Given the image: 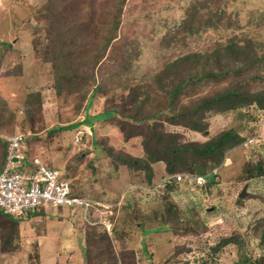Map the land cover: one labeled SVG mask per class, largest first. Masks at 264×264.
Here are the masks:
<instances>
[{
	"label": "rangeland",
	"instance_id": "1",
	"mask_svg": "<svg viewBox=\"0 0 264 264\" xmlns=\"http://www.w3.org/2000/svg\"><path fill=\"white\" fill-rule=\"evenodd\" d=\"M113 19L120 25L110 33ZM178 59L183 62L172 74L179 67L188 75H220L216 83L202 85L196 97L228 87L264 91V0H0V139L5 142L0 144V168L6 138L16 133L26 136L29 158L55 167L62 152L54 146L61 149L71 134L73 170L80 178L88 176L86 180L96 176L97 156L91 154L98 147L109 156L111 168L119 154H126L133 157L127 160L141 161V168L148 164L154 171L145 152L157 150L155 128L182 134L180 143H205L229 130L245 139L225 155L221 166H203L207 177L181 173L174 178L178 184L172 180L171 189L157 193L151 190L156 183L134 186L119 210L111 211L110 204L109 218L116 221L111 232L93 221L80 225L86 234L82 246L72 227L59 230L54 221L62 234L57 251L42 255L34 247L38 239L20 238L18 223L19 237L15 234L5 245L7 251L0 250V264H257L264 258V175L251 178L246 173L247 164L264 167V110L252 104L208 113L203 119L206 132L168 123L180 114L154 90L172 75L167 64ZM246 63L252 65L241 72ZM258 69L262 78L253 79ZM193 98H185L186 105ZM165 107L158 119L164 127L158 121L156 126L125 119L159 114ZM113 108L120 114L108 123L92 119L93 136L89 134L86 117ZM65 127L70 128L59 130ZM92 189L89 193L97 197L98 187ZM71 209L82 213L78 205L43 211L65 210L69 215ZM76 214L81 224V214ZM39 224L32 221L30 228Z\"/></svg>",
	"mask_w": 264,
	"mask_h": 264
},
{
	"label": "trees",
	"instance_id": "2",
	"mask_svg": "<svg viewBox=\"0 0 264 264\" xmlns=\"http://www.w3.org/2000/svg\"><path fill=\"white\" fill-rule=\"evenodd\" d=\"M120 25L119 19H113V22L110 26V33L117 32ZM112 38L110 37V40ZM192 56L188 54L186 58ZM185 58V59H186ZM182 59H178L174 62L168 63L166 70L168 68V73L172 74L171 71L176 69V67L182 63ZM252 64L248 65L247 63L241 67L240 71L245 72ZM179 72L176 74H172L166 76V78L161 82L159 85V90H154L156 93H160L164 97H166V101H170L172 105H175L177 108V114H180V117L173 118L172 120H168V123L172 125H183L185 127L191 128L198 132H206L208 129V124H204V118L206 114L211 112L216 113H225L230 110H235L238 108H246L249 105L257 104L259 106V111L264 110V91L262 92H252L247 91L246 93L242 92L240 89H233V88H226L221 91H215L212 94H208L205 96H198L196 94L199 93L200 88L204 85L207 81L210 84L216 83L219 81L220 75L210 74V72L202 71L201 74H194L188 75L185 74L184 70H181L178 67ZM253 70V67L249 71ZM228 74V73H225ZM235 74L238 76L239 72L235 71ZM262 73L258 69V74L255 75L253 79L262 78ZM135 93V92H134ZM149 95V92H147ZM195 96V98L191 99L188 105H186L185 98H191ZM137 99V98H136ZM171 105V107H172ZM91 108V100L88 103L86 114L89 115ZM138 110L139 107L137 106ZM167 109V107L160 109L159 114H146L136 118V116H125V119H131L134 123L143 124L144 122H148L151 125H156L155 121L160 123L161 127H164L163 124L158 120L161 118L162 110ZM170 109V108H168ZM264 112V111H263ZM120 114L117 111V108L107 109L106 111L99 113L95 116H87L86 122L92 124V119L106 121L109 120L110 117L114 116L115 114ZM188 117V118H187ZM185 118L186 122H182L181 119ZM130 121V120H129ZM130 121V122H132ZM82 122L75 124V126H70L71 128L78 127L81 125ZM69 127V128H70ZM68 127L60 128V131H67ZM58 128L55 132L59 131ZM153 137L155 141V146L157 148L156 152L150 153L148 150L145 152L147 157L152 163L163 161L166 163V170L169 175H176L181 173H189L195 174V165H202L206 169H208V165L211 168V163L217 166H221L224 161L225 155L231 151L233 147L238 145L241 142H244L245 139L235 131L229 130L224 131L217 136L213 137L211 140L205 143H199L198 141H189L186 143H180L179 138L182 134L176 133H163L158 132L155 128L153 129ZM2 146H4L5 142H3V138L0 139ZM148 145V142L146 143ZM8 146V145H7ZM7 152V150H6ZM6 152H4L3 164L6 157ZM111 153V152H110ZM111 156V155H110ZM113 156H111L112 158ZM132 157L126 154H119L116 158V164L113 165L115 169L119 167L120 164H131V167L136 169H142L146 173V177L148 182H151L154 173L152 168L150 169V165L145 164L142 168L139 166L141 161H130L127 158ZM133 158V157H132ZM202 161H200V160ZM114 161V160H113ZM75 162V161H74ZM129 162V163H128ZM140 162V163H139ZM148 162V161H146ZM149 163V162H148ZM150 164V163H149ZM125 165V164H124ZM216 166V167H217ZM133 168V169H134ZM135 169V170H136ZM217 168H213L215 170ZM246 173L251 178L258 177L264 175V167L257 163V164H247L246 166ZM245 173V174H246ZM174 184H178V182L174 181ZM173 184L168 185V189H171ZM131 203V202H130ZM130 206V204H129ZM40 211L30 212L28 217H32L33 215L40 214ZM0 250L2 252L7 251L6 244L8 242H13L15 240V236L18 234L19 237V230H18V223L14 220L13 217L7 216L0 212ZM157 219V218H156ZM159 219H157L158 221ZM162 224H166L167 220L163 221L161 219ZM16 226V227H15ZM167 225H163L165 227ZM16 232L14 233V229ZM104 230V229H103ZM157 231L161 230V226L156 227ZM16 234V235H15ZM107 239H110L108 234H106ZM86 252V251H85ZM259 262H257L258 264Z\"/></svg>",
	"mask_w": 264,
	"mask_h": 264
},
{
	"label": "built area",
	"instance_id": "3",
	"mask_svg": "<svg viewBox=\"0 0 264 264\" xmlns=\"http://www.w3.org/2000/svg\"><path fill=\"white\" fill-rule=\"evenodd\" d=\"M6 139L7 152L0 172V212L19 219L30 212L42 211L47 206L59 208L78 205L82 208L86 221L100 223L105 226V230L111 232L113 223L109 218L110 206L77 196L70 180L63 177L58 169L36 157L29 158L24 134L16 133ZM174 178L168 177L161 184L153 186L152 193H157L159 188L171 184Z\"/></svg>",
	"mask_w": 264,
	"mask_h": 264
},
{
	"label": "crops",
	"instance_id": "4",
	"mask_svg": "<svg viewBox=\"0 0 264 264\" xmlns=\"http://www.w3.org/2000/svg\"><path fill=\"white\" fill-rule=\"evenodd\" d=\"M92 106H93V103L91 99L90 110L92 109ZM103 122L108 123V120L103 121ZM93 126H94L93 123L89 124L88 126L89 134H92L91 129L94 128ZM110 130L108 129L107 131L110 133V135H112L113 133L110 132ZM66 136L67 138H65L64 145L61 144V149H58L57 144H55L56 146H54L56 147L57 150L62 152V155L60 154V156L62 157H61V160L60 159L58 160L57 167L55 166H52V167L58 169L63 177L70 180V182L72 183L73 192L77 196H82L84 198L98 201L100 203L105 204L106 206H110V204L111 205L113 204L114 206L113 208L111 207V211L112 210L116 211L117 209L119 210L123 206L122 204L124 201L123 198H125L127 192L130 189L134 188V186L144 187L146 183H149L146 177V173L144 171L132 170L129 168L127 169L126 165L124 164H120L117 169H115L114 166H112L111 168L110 167L111 161H110L109 156L105 152L101 151V149H99L100 147L94 150L93 152L94 154L93 153L91 154L93 157L97 156L96 176L94 175V173H92V178L90 180H86L88 176L84 177L85 175L80 178V176H78L79 173L76 174L77 172L73 170V167H75L76 162L74 161L71 162L72 157H73V154L71 153H73L74 151V140H72L71 134L69 135L67 134ZM72 146L73 148L71 149ZM133 155H135V153ZM48 158H50V155H48ZM68 161H70V164L69 165L65 164V163H68ZM3 165L4 164L2 163L0 172L2 170ZM153 167H154L153 172L155 174L151 181L152 184L153 183L157 184L158 182L160 183V181H162L165 177H168L169 174L165 173L167 172L166 165L162 161L153 163ZM159 172L161 173V176L159 175ZM160 178H163V179L160 180ZM94 186L96 188L98 187L99 192H98V195L96 194L97 197H95L94 193L93 194L89 193V191L93 190L92 187ZM105 197L107 198V200L103 199ZM116 198L118 200H116ZM135 198L138 199L136 194H135ZM111 200L112 201L115 200L117 202H112ZM132 203L133 202L131 201L130 206H132ZM40 212L42 213L33 215L32 217L25 216L23 220H20L17 223H19L20 225V230H21L20 238L26 235L29 240L38 239L39 242L38 244L36 243L34 247L36 246V248L40 249V252L42 253V255L43 253L44 255H46L45 252L47 253L50 252V256H53V253L57 251V244L59 243V238L62 234L60 231L59 233L57 232V228H55L54 226L56 224L52 225L54 221H56L60 225L59 230H61V228L65 227L66 225L69 227H72L73 230L76 231V239H77L78 246L84 245L86 234L85 232H82V231H83V227H85L84 224L85 223L88 224V222H86L84 216H82L83 211L81 213V210L71 209V214L69 215L65 212V210H61L58 213L54 212L52 214H47L43 210ZM77 212H80L81 214L79 215L82 221L81 224L76 221V218L78 217L76 214ZM110 220L113 224H116V221H114L113 218H111V216H110ZM32 221L35 222V225L40 223L42 224V226H40L39 224L38 227L30 228V224ZM82 224H83V227L80 226ZM25 228H27L26 231H25ZM80 240H83V241L80 243ZM66 241L67 240H65V242ZM46 244L48 245L47 248H46Z\"/></svg>",
	"mask_w": 264,
	"mask_h": 264
},
{
	"label": "water",
	"instance_id": "5",
	"mask_svg": "<svg viewBox=\"0 0 264 264\" xmlns=\"http://www.w3.org/2000/svg\"><path fill=\"white\" fill-rule=\"evenodd\" d=\"M195 169V173L199 176H207V171L206 169L201 166V165H195L194 167ZM246 194V187H244V189L242 190V192L240 193V197L243 198ZM259 264H264V258L259 260Z\"/></svg>",
	"mask_w": 264,
	"mask_h": 264
},
{
	"label": "clouds",
	"instance_id": "6",
	"mask_svg": "<svg viewBox=\"0 0 264 264\" xmlns=\"http://www.w3.org/2000/svg\"><path fill=\"white\" fill-rule=\"evenodd\" d=\"M184 174V173H183ZM185 174H189V173H185ZM196 174V173H195ZM176 175H178V174H176ZM176 175H168V177H176ZM189 175H193V174H189ZM199 176V175H198ZM207 176H209V175H207ZM207 176H199V177H207ZM168 177H165L162 181H164L166 178H168ZM174 180V179H173ZM175 181V180H174ZM158 184V183H157ZM157 184H154V186L155 185H157ZM168 185H170V184H167V186ZM2 213V212H1ZM29 214V213H28ZM7 216H9V215H7ZM28 216V215H27ZM14 220L16 221V222H19L20 220H23V218H19V219H15L14 218ZM104 228V227H103ZM105 229V228H104Z\"/></svg>",
	"mask_w": 264,
	"mask_h": 264
}]
</instances>
